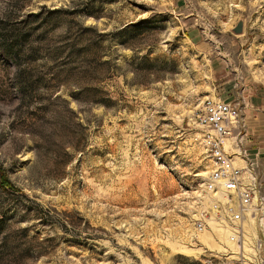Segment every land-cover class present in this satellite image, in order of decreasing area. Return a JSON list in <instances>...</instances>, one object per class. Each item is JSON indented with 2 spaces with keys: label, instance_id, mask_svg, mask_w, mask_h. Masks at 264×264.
Wrapping results in <instances>:
<instances>
[{
  "label": "rangeland",
  "instance_id": "rangeland-1",
  "mask_svg": "<svg viewBox=\"0 0 264 264\" xmlns=\"http://www.w3.org/2000/svg\"><path fill=\"white\" fill-rule=\"evenodd\" d=\"M207 97L264 197V0H0V264H264L258 202L193 227Z\"/></svg>",
  "mask_w": 264,
  "mask_h": 264
},
{
  "label": "built area",
  "instance_id": "built-area-1",
  "mask_svg": "<svg viewBox=\"0 0 264 264\" xmlns=\"http://www.w3.org/2000/svg\"><path fill=\"white\" fill-rule=\"evenodd\" d=\"M247 107L240 102L207 97L196 115L194 140L201 147L209 164L203 181V204L193 221L196 232L208 228L224 230L234 242L240 234V220L248 216L258 202L263 210L255 170L257 159L243 145L242 114ZM206 204V205H205ZM216 264H242L239 259H226Z\"/></svg>",
  "mask_w": 264,
  "mask_h": 264
},
{
  "label": "trees",
  "instance_id": "trees-1",
  "mask_svg": "<svg viewBox=\"0 0 264 264\" xmlns=\"http://www.w3.org/2000/svg\"><path fill=\"white\" fill-rule=\"evenodd\" d=\"M0 186H3L4 188H10V189H13L14 190L13 185L3 175L0 176Z\"/></svg>",
  "mask_w": 264,
  "mask_h": 264
},
{
  "label": "water",
  "instance_id": "water-1",
  "mask_svg": "<svg viewBox=\"0 0 264 264\" xmlns=\"http://www.w3.org/2000/svg\"><path fill=\"white\" fill-rule=\"evenodd\" d=\"M234 32L240 33L242 31V23L239 22L235 27H234Z\"/></svg>",
  "mask_w": 264,
  "mask_h": 264
}]
</instances>
